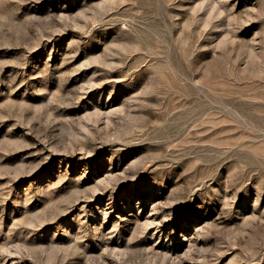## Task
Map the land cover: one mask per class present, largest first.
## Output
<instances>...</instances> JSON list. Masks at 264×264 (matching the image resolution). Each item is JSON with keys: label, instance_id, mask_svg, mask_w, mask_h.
Segmentation results:
<instances>
[{"label": "rangeland", "instance_id": "obj_1", "mask_svg": "<svg viewBox=\"0 0 264 264\" xmlns=\"http://www.w3.org/2000/svg\"><path fill=\"white\" fill-rule=\"evenodd\" d=\"M0 264H264V0H0Z\"/></svg>", "mask_w": 264, "mask_h": 264}]
</instances>
